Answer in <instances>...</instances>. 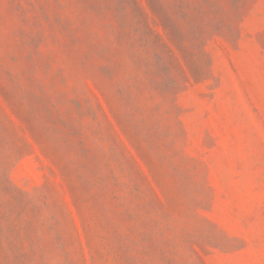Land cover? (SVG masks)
Here are the masks:
<instances>
[{
    "label": "rangeland",
    "instance_id": "1",
    "mask_svg": "<svg viewBox=\"0 0 264 264\" xmlns=\"http://www.w3.org/2000/svg\"><path fill=\"white\" fill-rule=\"evenodd\" d=\"M0 264H264V0H0Z\"/></svg>",
    "mask_w": 264,
    "mask_h": 264
}]
</instances>
